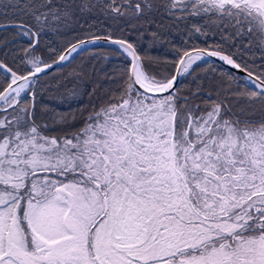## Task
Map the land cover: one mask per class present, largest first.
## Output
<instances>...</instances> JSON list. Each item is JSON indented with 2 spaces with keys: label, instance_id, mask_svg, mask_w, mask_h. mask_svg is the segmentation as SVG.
Masks as SVG:
<instances>
[{
  "label": "snow or ice",
  "instance_id": "1",
  "mask_svg": "<svg viewBox=\"0 0 264 264\" xmlns=\"http://www.w3.org/2000/svg\"><path fill=\"white\" fill-rule=\"evenodd\" d=\"M9 8L19 5L4 0L0 14ZM25 8L32 24L0 25L28 38L3 53L10 64L0 59V264H264V70L254 75L237 62L239 48L219 45L178 50L168 66L142 56L122 26L119 36L85 32L49 58L38 54L53 23L67 27L94 9L113 21L199 20L191 32L227 29L226 40L247 38L245 47L255 41L264 52V0H31ZM99 41L130 67L79 127L74 113L53 114L52 135L38 100L44 78ZM210 57L246 74H226L215 99L202 83L184 88L178 79ZM240 99L259 102V115L233 112Z\"/></svg>",
  "mask_w": 264,
  "mask_h": 264
},
{
  "label": "trees",
  "instance_id": "2",
  "mask_svg": "<svg viewBox=\"0 0 264 264\" xmlns=\"http://www.w3.org/2000/svg\"><path fill=\"white\" fill-rule=\"evenodd\" d=\"M4 0H0V3ZM19 5L17 9H8V15L0 14V23L2 22H23L32 24L31 15L26 14V4L31 0H13ZM37 3H42L43 0H35ZM56 0H54V3ZM108 0H104L106 4ZM136 2V0H132ZM92 3H97V0H92ZM120 0H117V4ZM123 11V9H122ZM153 24H145L144 20H132L130 22L122 18L120 21H113L106 19L104 14L99 9H94L92 13H85L84 17H74L67 22V27L64 23L59 25L53 23L45 34L41 35L39 42L38 54L49 58V51L54 49L62 51L67 47L68 42H74L77 35H82L85 32L95 35H107L111 31L116 36L120 35L118 26H122L126 33L125 38L133 42L137 46V51L143 55L157 57L161 61L171 62L177 59L178 50H190L192 48H205L216 50L219 45L227 50L229 53L236 52L239 48L240 59L237 62L246 61L251 67L249 71L254 74H259L260 70H264V52L253 41L252 45H248V39L243 40L234 38L233 40H226L227 29L223 33L219 29H206L207 35L191 32L192 23H201L199 20L191 22H173L169 19L161 18L159 14L154 15ZM163 24V28L157 25ZM133 25H136L133 28ZM58 28L57 31L52 29ZM107 29L108 31H105ZM19 30L14 27H6L0 29V59H4L5 63L10 64L11 57L5 59L3 53L9 50L18 51L21 47L28 45V38L21 37ZM152 33H157L158 37L154 38ZM7 45V47H4ZM116 46L108 44H99L89 47L88 50L76 55L70 63H64L59 68L51 70L47 77V81L41 96L38 100L42 105L46 106L48 114L44 117L45 122L53 126L52 135H57L60 125L53 124L50 117L59 113L66 115L72 112L76 115L75 126L79 127L89 112L97 108L107 97L109 91L114 88V81L118 78L119 73L125 68L130 67V58L127 56L113 55V50ZM93 53H101L102 56L93 58ZM107 56V59L103 57ZM54 58V57H53ZM234 59L237 57L234 56ZM198 65V66H197ZM194 65L195 72L193 75H186L182 77L180 85L184 88H196L198 82L204 85L205 92L213 93L215 99V92L217 85L226 88V74L244 79L243 76L225 67L224 65L208 60V63L202 61ZM11 66V65H10ZM235 88V84H233ZM207 96L197 98L194 102L200 104L202 100H207ZM232 109L238 108L239 113L244 110L246 114H252L253 109L258 107L259 115L260 104L257 102L251 108L248 102L240 99L239 101H231ZM59 118L57 117V120Z\"/></svg>",
  "mask_w": 264,
  "mask_h": 264
},
{
  "label": "water",
  "instance_id": "3",
  "mask_svg": "<svg viewBox=\"0 0 264 264\" xmlns=\"http://www.w3.org/2000/svg\"><path fill=\"white\" fill-rule=\"evenodd\" d=\"M16 23H19V22H2V23H0V25H12V24H16ZM1 29V28H0ZM99 36H106V35H99ZM75 42V41H74ZM99 44H107L105 41H99V42H97V44L96 45H99ZM92 46H95V45H92ZM92 46H90V47H92ZM197 48V47H196ZM191 50V49H190ZM189 50V51H190ZM209 51H213L212 49H208ZM209 59H214V60H217V61H220L221 63H223L227 68H229V69H231V70H233L234 72H236V73H238V74H240L241 76H243L244 78H246V74L245 73H243V72H241L240 70H236V69H234L232 66H230V65H226L224 62H222L218 57H210ZM66 63V62H65ZM54 69H56V67H54L52 70H54ZM254 75H257V74H254ZM179 79V81H180V79L181 78H178Z\"/></svg>",
  "mask_w": 264,
  "mask_h": 264
},
{
  "label": "bare ground",
  "instance_id": "4",
  "mask_svg": "<svg viewBox=\"0 0 264 264\" xmlns=\"http://www.w3.org/2000/svg\"><path fill=\"white\" fill-rule=\"evenodd\" d=\"M206 59H208V60H210V61H215V62H218V63H220V64H222V65H224L223 63H221L220 61H217V60H214V59H209V58H206ZM199 62V61H198ZM225 66V65H224ZM226 67V66H225ZM181 79H182V77H181ZM181 79H180V81H181Z\"/></svg>",
  "mask_w": 264,
  "mask_h": 264
},
{
  "label": "flooded vegetation",
  "instance_id": "5",
  "mask_svg": "<svg viewBox=\"0 0 264 264\" xmlns=\"http://www.w3.org/2000/svg\"><path fill=\"white\" fill-rule=\"evenodd\" d=\"M232 110H233V112H236L237 113V111H239L240 109L235 108V109H232Z\"/></svg>",
  "mask_w": 264,
  "mask_h": 264
},
{
  "label": "rangeland",
  "instance_id": "6",
  "mask_svg": "<svg viewBox=\"0 0 264 264\" xmlns=\"http://www.w3.org/2000/svg\"><path fill=\"white\" fill-rule=\"evenodd\" d=\"M255 111L258 112V107L256 106Z\"/></svg>",
  "mask_w": 264,
  "mask_h": 264
}]
</instances>
